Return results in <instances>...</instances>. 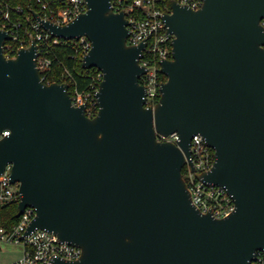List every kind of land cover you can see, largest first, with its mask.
Masks as SVG:
<instances>
[{
  "label": "water",
  "instance_id": "water-1",
  "mask_svg": "<svg viewBox=\"0 0 264 264\" xmlns=\"http://www.w3.org/2000/svg\"><path fill=\"white\" fill-rule=\"evenodd\" d=\"M113 0H85L65 25L33 12L52 37L86 38L83 67L97 68L98 113L76 106L67 83L47 84L35 39L6 58L0 30V174L20 184L17 218L31 207L36 229L82 249L50 264H251L264 251V0L172 2L164 16L172 60L154 108L140 65L147 43L127 44L130 26ZM177 134L179 140L162 141ZM215 151L198 173L194 136ZM225 188L235 210L218 219L192 201L183 175Z\"/></svg>",
  "mask_w": 264,
  "mask_h": 264
},
{
  "label": "built area",
  "instance_id": "built-area-1",
  "mask_svg": "<svg viewBox=\"0 0 264 264\" xmlns=\"http://www.w3.org/2000/svg\"><path fill=\"white\" fill-rule=\"evenodd\" d=\"M63 8L51 9L53 22L58 25H65L74 20L80 14L87 11L85 0H60ZM160 0H134L129 3L127 0H113L112 7L115 12H124L130 26L127 44L138 46L141 43H147L144 56L140 65L145 67L148 72L141 78L140 82L146 87V107L154 108L159 102L161 85L163 81L159 74L161 73V62L172 60V42L175 38L168 33V28L164 21L165 14L171 13L158 7ZM44 10L51 8L48 0H37ZM181 6L189 7L192 10H199L202 0H173ZM17 12L20 9H16ZM48 19V18H45ZM29 27L25 28L24 36L20 32L23 24L19 20H13L11 16V7L0 5V30L7 31L10 35L9 41L4 45L6 58H16L18 52L24 46V38L35 39L38 45L37 66L42 76L50 70L52 61L48 57L52 44H59L62 39L52 37L36 20L29 21ZM264 27V19L261 22ZM85 55L91 49V43L86 38L79 40ZM32 43V41H31ZM18 44V45H16ZM14 54L13 56H11ZM102 76V73H101ZM103 78V76L101 77ZM44 80V78L42 77ZM102 81V80H101ZM98 90V89H97ZM96 90V91H97ZM95 91V93H96ZM73 98L74 105L80 106L86 104L88 108L89 96L76 94ZM92 106L97 105V99L94 94ZM86 108V114H87ZM89 108V113L92 112ZM88 117H90L87 114ZM9 135L4 131L0 138ZM162 141H172L176 143L179 138L173 134L169 138H161ZM191 158L198 173L209 171L216 160L215 151L208 146L205 139L196 135L192 139ZM189 168L187 186L190 190L193 204L203 213L211 212L215 218L222 219L229 216L235 210V201L228 191L220 186L205 184L199 181L195 173ZM11 166H8L3 174H0V205H10L18 203L21 200L20 184L11 183ZM36 216L34 208H27L17 225L7 230L0 227V242L14 244L22 247V257L10 264H50L54 258H60L67 261H75L81 258L82 249L67 242H61L59 238L46 230L36 229L31 234H27L28 228ZM251 264H264V251L258 252L256 259Z\"/></svg>",
  "mask_w": 264,
  "mask_h": 264
},
{
  "label": "trees",
  "instance_id": "trees-1",
  "mask_svg": "<svg viewBox=\"0 0 264 264\" xmlns=\"http://www.w3.org/2000/svg\"><path fill=\"white\" fill-rule=\"evenodd\" d=\"M51 8L44 10L37 0H0V5L11 7V16L13 20H19L23 24L21 29V36H24L25 28L29 27V21L35 22L33 12H37L43 18L52 19L51 9L63 8V3L60 0H48ZM132 3L134 0H127ZM173 0H160L158 7L164 11L171 10V4ZM16 9H20L19 12ZM24 46L29 47L31 45V39L29 37L24 38ZM18 45V44H16ZM48 57L52 61V65L49 71L42 74L45 83H67L69 85V93L72 97L76 94H82L89 96L87 114L92 118L98 113L97 105L92 106L94 102L95 91L99 88L102 80L101 71L97 68L86 69L83 67V58L85 51L81 46V42L77 40L67 41L61 40L59 44H52L49 50ZM12 54L11 56H13ZM163 81L167 78L163 74H159ZM92 108V112L89 113V108ZM188 166L183 169V175L188 182ZM18 213V203L1 206L0 205V227L7 230L12 229L20 221L16 217Z\"/></svg>",
  "mask_w": 264,
  "mask_h": 264
},
{
  "label": "rangeland",
  "instance_id": "rangeland-1",
  "mask_svg": "<svg viewBox=\"0 0 264 264\" xmlns=\"http://www.w3.org/2000/svg\"><path fill=\"white\" fill-rule=\"evenodd\" d=\"M21 257V246L0 242V264H10Z\"/></svg>",
  "mask_w": 264,
  "mask_h": 264
}]
</instances>
